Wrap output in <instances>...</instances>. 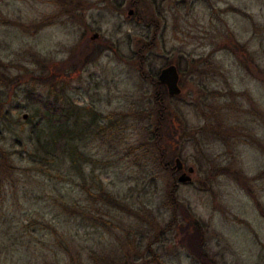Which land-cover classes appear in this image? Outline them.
I'll list each match as a JSON object with an SVG mask.
<instances>
[{
	"label": "rangeland",
	"instance_id": "rangeland-1",
	"mask_svg": "<svg viewBox=\"0 0 264 264\" xmlns=\"http://www.w3.org/2000/svg\"><path fill=\"white\" fill-rule=\"evenodd\" d=\"M235 40L252 54L250 73ZM165 61L181 64V94L164 100L189 124L187 182L148 143L146 66ZM47 73L67 74L56 88L83 118L98 111L126 130L110 143L83 137L78 171L69 158L43 171L28 153L30 124H10L0 135V264H200L202 251L215 264H264V0H0V91L25 104L26 89L46 95ZM4 77L18 80L13 90ZM95 181L117 203L95 200ZM172 191L200 234L165 231Z\"/></svg>",
	"mask_w": 264,
	"mask_h": 264
},
{
	"label": "trees",
	"instance_id": "trees-1",
	"mask_svg": "<svg viewBox=\"0 0 264 264\" xmlns=\"http://www.w3.org/2000/svg\"><path fill=\"white\" fill-rule=\"evenodd\" d=\"M233 43L234 44L230 46L231 51L233 53L237 52L236 54L240 53L244 57L242 63L247 71L249 73L252 72L249 71L250 67L248 65V61L253 62L252 54H249L245 45L238 40L233 41ZM97 50L93 48L87 52V55L97 56ZM139 58L138 66L140 73H143V66L145 68V64H142L141 55ZM168 64L170 63L165 61L162 66ZM176 66L178 70H181L180 63H177ZM146 67L148 68L147 72L149 73L147 77L150 79V83L155 87V98L152 101L150 110L145 114L147 119L146 124L148 125L151 121L154 128H151L148 143L157 149L159 161L165 169L171 165L176 168L173 162L175 158L181 159L182 150L186 148V143L190 144L189 139L191 135L190 133L182 135L180 129L183 127L185 130H188V121L181 113L179 114L180 117L175 116L174 114L178 115L177 112L173 107L171 109L170 105L167 104L164 99L178 97L181 93L175 96H170L167 93L165 85L159 84L157 81V75L159 74L160 69L149 64ZM59 76L66 77L67 74L47 73L46 79L43 80V77V79L40 80V83L47 85L49 88L44 96L35 92L33 89H26L25 104H21L18 97L12 100L8 95H5L4 92L0 91V135L3 134L4 131H9L11 129V123H22L23 120L25 123L30 124L28 143L31 149L28 153L37 169L45 171L48 166H57L61 164L65 158H69L72 169L78 171L80 170V155H82V152L79 150V144L83 137L96 135L101 138L103 137V139L106 138L110 143V140L120 138L122 132L126 130V127L124 126V120L120 118H113L110 121L107 120L106 122L103 121V123H101L100 120H104L106 117L98 111L93 112V115H91L93 116L92 118H83L79 111L80 108H76L69 97L65 95L63 96V86L58 89L56 88L55 78ZM17 81L18 80L16 79L4 77L1 82L8 85L9 90H13V87L18 84ZM64 83L66 84V81ZM157 94L163 98L157 99ZM24 108H28L30 111L27 114L24 113L27 115L26 118H23L24 114L20 115L21 110ZM107 118L111 117L107 116ZM182 121L184 125L181 124ZM184 136L185 138H183ZM183 160H181L182 163H184ZM171 170L172 169H170V171ZM92 186L95 188V192H92L90 189L87 190L91 196H94L95 200L108 204L117 203L112 194L106 191L103 184L99 181H95ZM169 194L171 196L174 211L171 219L165 227V231H167L169 235H173L176 234L179 229L181 233L187 235L189 229L195 228L199 233L201 223L192 219L189 210L185 207H179V213L178 202L174 197L173 191ZM74 204L73 206L76 208V205ZM65 207L67 208L68 206L65 205ZM85 217L86 219L93 220L95 215L91 212H87ZM154 237H164L163 230H160ZM195 237L196 234H194L191 239H194ZM186 239L187 241L184 240V242L188 245L190 236L189 239ZM153 242L154 239L147 244L146 250L152 247ZM194 253L195 252H193V254ZM199 255L202 256L200 258V264H215L207 252L202 251ZM142 264H146V262H142Z\"/></svg>",
	"mask_w": 264,
	"mask_h": 264
},
{
	"label": "water",
	"instance_id": "water-1",
	"mask_svg": "<svg viewBox=\"0 0 264 264\" xmlns=\"http://www.w3.org/2000/svg\"><path fill=\"white\" fill-rule=\"evenodd\" d=\"M129 13H131V11ZM96 36L97 35L95 34L94 37ZM157 81L159 84H164L166 86L169 95L180 94L181 88L179 86V72L175 64H168L167 66L161 68ZM26 116L27 115L24 114L23 118H26ZM175 167L177 170H181L183 168V163L180 158L175 159ZM188 171L192 172V168H189ZM190 179V175L186 172H182L178 177L179 182H187L190 181Z\"/></svg>",
	"mask_w": 264,
	"mask_h": 264
},
{
	"label": "flooded vegetation",
	"instance_id": "flooded-vegetation-1",
	"mask_svg": "<svg viewBox=\"0 0 264 264\" xmlns=\"http://www.w3.org/2000/svg\"><path fill=\"white\" fill-rule=\"evenodd\" d=\"M158 77V75H157ZM179 79H180V75H179ZM176 159V158H175ZM182 162V161H181ZM172 169L171 170V176L174 178V181H178V177L181 175L182 172H184V163H183V168L181 170H177L176 168H174L172 165L170 167H167ZM166 168V169H167ZM194 168H192V172H193ZM191 180V179H190ZM179 182V181H178ZM178 182H174V184L177 186Z\"/></svg>",
	"mask_w": 264,
	"mask_h": 264
}]
</instances>
